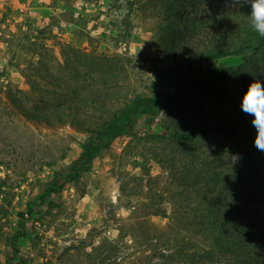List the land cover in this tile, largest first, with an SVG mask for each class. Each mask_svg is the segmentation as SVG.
Returning <instances> with one entry per match:
<instances>
[{"label":"rangeland","instance_id":"1","mask_svg":"<svg viewBox=\"0 0 264 264\" xmlns=\"http://www.w3.org/2000/svg\"><path fill=\"white\" fill-rule=\"evenodd\" d=\"M216 1L229 15L212 27L255 40L245 6ZM170 21L166 0H0V264H173L157 246L165 232L205 264H241V242L224 229L234 222L217 223L214 206L178 182L236 147L218 128L191 141L175 126L214 97L241 104L243 74L264 82V46L176 67L174 45L190 54L198 33ZM136 96L137 134L122 130L76 170ZM230 108L256 134L253 117ZM259 212L243 206L235 223L260 224Z\"/></svg>","mask_w":264,"mask_h":264},{"label":"trees","instance_id":"2","mask_svg":"<svg viewBox=\"0 0 264 264\" xmlns=\"http://www.w3.org/2000/svg\"><path fill=\"white\" fill-rule=\"evenodd\" d=\"M231 1L239 4L238 0ZM166 3L171 14L170 26H175V28L187 27L192 30L193 35H197L194 33L195 31L198 33L195 38L192 36L190 54L186 49H179V45H174L176 51L173 60L176 67L182 66L184 63L194 65L217 62L231 55L243 56L248 50L259 51L264 46V38H259L249 29L247 20L245 22L246 36L254 37L255 40L251 39L246 44L243 41L238 44L234 43L229 37L228 29L221 27L220 30H217V28L212 27V25L221 22L222 17L229 15L224 4L216 0H166ZM241 4L250 13L251 5L249 3ZM198 5L199 8L197 9L196 6ZM178 6L185 9L178 8ZM232 27L235 28L234 25ZM166 71L170 72V69ZM251 82L250 77L243 74L241 79L243 93L246 92ZM214 98L217 100L214 107L201 106L198 113L184 112L181 118L178 119L175 129L178 136H189L192 141L201 137L203 131L212 127L218 128L219 132L224 133L236 147L237 153H230L228 157L218 159L217 165L213 164L214 166L211 168L206 166L192 171L184 178L182 175L178 182L184 187H195L209 204V207L214 206L213 211L211 209V214L217 223L223 221L234 222L230 226L224 225V229L230 239L241 242V247L237 251L241 264H264L263 216L260 212L258 213L260 224L258 222L253 224L252 221L235 223L239 208L247 205L258 206L264 204V152L257 150L254 143L256 134L246 120L241 119L238 121L234 117L229 118L230 114H225V108L229 107L232 116L234 115L235 110L231 109L230 106L235 109H237V106L242 111L240 102L238 104L237 100L226 102L224 98ZM171 100L172 98L167 100L168 104L171 103ZM144 102L143 98L136 96L127 101L114 117L108 118L104 128L98 132L99 141L92 146L87 145L84 147L85 153L74 163V168L78 170L79 164L83 165L100 148L109 146L122 130H126L129 135L137 134V118L142 108L145 107ZM47 113L42 114L46 118L52 117L51 112ZM30 115L37 117L40 114ZM70 116L71 112L66 114L67 119L65 118L64 121H68ZM162 211L160 208L156 211L150 210L149 214L155 215L156 212ZM173 226L174 223L169 228ZM156 238L157 240L161 239L159 243L157 242V246H161L162 250L165 251L164 253H167L165 254L168 256L166 258L167 263L205 264V261L201 257L199 258L196 252H192L190 245L181 249L178 248L169 233H162Z\"/></svg>","mask_w":264,"mask_h":264},{"label":"clouds","instance_id":"3","mask_svg":"<svg viewBox=\"0 0 264 264\" xmlns=\"http://www.w3.org/2000/svg\"><path fill=\"white\" fill-rule=\"evenodd\" d=\"M249 3L251 11L247 17L249 29L259 38H264V0H238ZM242 110L251 115L252 125L256 129L254 139L258 151L264 152V82L253 80L243 94Z\"/></svg>","mask_w":264,"mask_h":264}]
</instances>
